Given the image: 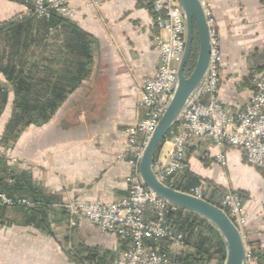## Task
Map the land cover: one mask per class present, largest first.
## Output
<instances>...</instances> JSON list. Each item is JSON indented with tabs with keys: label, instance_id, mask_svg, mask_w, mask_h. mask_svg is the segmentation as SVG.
Segmentation results:
<instances>
[{
	"label": "crops",
	"instance_id": "obj_1",
	"mask_svg": "<svg viewBox=\"0 0 264 264\" xmlns=\"http://www.w3.org/2000/svg\"><path fill=\"white\" fill-rule=\"evenodd\" d=\"M209 2L220 37L219 98L236 113L253 95L249 77L264 69V0ZM72 6V28L46 39L42 30L0 29V100L8 94L0 112V148L17 159L12 183L7 160L0 159L1 183L11 195L41 200L32 213L0 206V264H77L76 255L91 256L90 264H112L127 248L86 219L71 227L66 206L128 193L130 157L118 155L127 146V129L143 118L142 84L159 66L154 14L142 0ZM25 10L21 0H0V28ZM84 43L90 44L87 54ZM171 152L170 140H162L156 160L168 162ZM174 180L176 189L211 183V199L220 203L215 189L239 192L244 241L264 261V168L248 164L238 147L194 137L186 167ZM165 249L179 262L194 253L190 244Z\"/></svg>",
	"mask_w": 264,
	"mask_h": 264
},
{
	"label": "built area",
	"instance_id": "obj_2",
	"mask_svg": "<svg viewBox=\"0 0 264 264\" xmlns=\"http://www.w3.org/2000/svg\"><path fill=\"white\" fill-rule=\"evenodd\" d=\"M69 1L47 0L42 4L41 0H36V4H25L26 10L15 18L34 17L48 21L56 15L71 20L77 14V8L68 4ZM80 1L88 8L100 5V0ZM148 1L154 14L153 42L159 51L160 62L156 74L142 84L143 97L139 105L144 110L143 118L127 129V146L118 155L119 159L126 155L130 157L132 174L128 179V193L114 201L66 206L71 227L76 225L78 219H86L101 231L116 234L126 243V250L112 264H172V256L165 245L170 244L180 250L186 241L184 231L174 223L180 208L150 191L139 172L145 148L173 97L187 36L185 14L176 0ZM199 1L207 20L211 43L207 80L201 95L185 110L165 137L172 143L169 161L155 162L157 177L172 188L176 186L174 177L186 167L187 148L194 137H210L218 147L224 144L238 147L248 164L264 168V72L257 71L249 77L253 95L245 107L236 113L227 111L219 98L223 78L218 27L211 4L206 0ZM60 28L61 24L49 27L48 34L54 35ZM163 31L167 32V36L162 35ZM0 159L7 160L8 180L12 183L17 159L3 148H0ZM218 161L222 166L226 165L224 153L218 155ZM1 182L0 177V206L27 210L40 206V202L30 197L9 194ZM180 190L205 199L199 186L186 191L181 187ZM221 206L243 236L242 229L247 220L240 193L229 189L222 198ZM245 253L246 264H261L259 252L246 243ZM77 264L90 263L81 260Z\"/></svg>",
	"mask_w": 264,
	"mask_h": 264
},
{
	"label": "water",
	"instance_id": "obj_3",
	"mask_svg": "<svg viewBox=\"0 0 264 264\" xmlns=\"http://www.w3.org/2000/svg\"><path fill=\"white\" fill-rule=\"evenodd\" d=\"M184 11L187 36L181 61L177 69V83L171 102L159 120L140 163V177L145 186L169 204L177 206L209 222L221 235L226 246L224 264H246L245 241L240 230L219 206L187 192L172 188L159 180L156 174V151L170 129L185 110L201 95L206 83L211 43L204 10L199 0H178ZM198 39L197 57L190 74L186 67Z\"/></svg>",
	"mask_w": 264,
	"mask_h": 264
},
{
	"label": "trees",
	"instance_id": "obj_4",
	"mask_svg": "<svg viewBox=\"0 0 264 264\" xmlns=\"http://www.w3.org/2000/svg\"><path fill=\"white\" fill-rule=\"evenodd\" d=\"M36 21L37 25L36 27L33 28V25H32V22ZM71 20H64V19H61L59 17H57L56 15L53 16L50 20H37L35 19L34 17H28V18H24L22 20H18L16 18H13L12 20H10L9 22L5 23L3 26H1V30L4 29V30H9V31H13V32H16V31H20V30H23V29H36L35 31L38 32L39 30H42L43 33L45 34L44 36V39H46V36H53V35H49L48 34V28L51 27V26H56V25H59L61 24V28L54 34V35H57L60 31H67L68 29H71L72 28V24L70 22ZM83 49L84 51L87 53H89V50H90V44L89 43H84L83 45ZM196 57H197V48H194L193 49V52L191 53V56L189 58V65L190 66H194L195 62H196ZM90 60V56H87V62L88 63ZM1 92V91H0ZM4 94V93H3ZM7 96L8 94L5 93L2 97V100H0V112L2 111V108L3 106H5L7 104ZM16 103V102H15ZM56 103V102H55ZM19 104V103H18ZM21 104V103H20ZM23 104V102H22ZM159 147V146H158ZM189 187V186H188ZM188 187H185V191L186 189H188ZM180 190V188H179ZM26 197H29V196H26ZM32 198L33 200L35 201H38L41 203V200L37 199V198H33V197H30ZM205 199L219 207L222 208L221 206V203L219 202H216V201H213L212 199L210 198H206ZM6 208V207H5ZM16 208H21V207H16ZM41 208L38 207L37 209L35 210H27L25 208L26 211H28L29 213H32V212H35L37 210H39ZM177 220H181V225H180V228L181 230H187L189 227V229H192L194 228V221H199L200 223H205L206 225H208L209 227H211L212 229H214L215 231H217L209 222H207L206 220H204L203 218H201L200 216L198 215H195L191 212H188L186 210H182L180 209L177 216H176ZM175 219V217H174ZM177 221L174 220V223H176ZM191 225V226H190ZM179 228V229H180ZM195 229V228H194ZM191 231V230H190ZM186 233V232H185ZM125 243V242H124ZM197 246L199 247V245L197 244ZM218 251L220 253H218V264H224L225 262V259H226V246H225V243L221 237V235L219 234V247H218ZM204 252L207 253L206 251H203L202 248L198 249V256L201 257V254L204 256ZM91 257V256H90ZM90 257H83V256H75V261L77 263H79L81 260H85L87 261L88 263H90V261L92 260ZM259 257H260V263L261 264H264V261L261 259L263 258L261 256V254L259 253Z\"/></svg>",
	"mask_w": 264,
	"mask_h": 264
},
{
	"label": "rangeland",
	"instance_id": "obj_5",
	"mask_svg": "<svg viewBox=\"0 0 264 264\" xmlns=\"http://www.w3.org/2000/svg\"><path fill=\"white\" fill-rule=\"evenodd\" d=\"M41 1H42V4L44 1L47 2V0H41ZM142 1L146 2L147 4H151V2L148 0H142ZM176 1H177V4H180V2L178 0H176ZM206 1L209 2V0H206ZM21 2L23 4H36V0H21ZM74 2H77L78 4H85V3H83V1H80V0H71L68 2V4H73ZM101 2H102V0L99 1V4H101ZM209 4H211V3L209 2ZM188 66H189L188 74H190L192 72L194 66L193 67L190 66L189 61H188ZM257 71L264 72V69H258ZM193 186L201 187L202 192L204 194V197H206V198L208 197L211 199L212 193L214 192L213 190L215 188V186H213L211 183L209 184L207 182H204V183L198 182L197 184L190 185L188 187V189L193 187ZM216 190H217V192L220 191V195H219V198H220V197H223L224 194L229 189L226 190L225 192L223 191L224 190L223 188L215 189V191ZM216 202H219V200H216ZM180 219L177 220L176 217L174 219L177 221L175 223L177 228H180V225H181ZM194 225H195L194 226L195 229L194 228L189 229L190 228L189 227L187 230H182V231H184V233L186 232L185 233V235H186L185 245L190 244L194 253L191 255V258H188L187 260L182 261V262L181 261L179 262L175 258L172 257V264H218V259H219L218 253H220L218 251L219 234L220 233L218 231H215L214 229H212L211 227H209L205 223H200L199 221H194ZM197 244L199 245V247L197 246ZM200 248H202L203 251L207 252V253L204 252V256L201 254V257H199L200 255L198 256V249H200Z\"/></svg>",
	"mask_w": 264,
	"mask_h": 264
},
{
	"label": "flooded vegetation",
	"instance_id": "obj_6",
	"mask_svg": "<svg viewBox=\"0 0 264 264\" xmlns=\"http://www.w3.org/2000/svg\"><path fill=\"white\" fill-rule=\"evenodd\" d=\"M194 48H197V46H198V39L196 38V40H195V44H194ZM188 68H189V66H188V64H187V67H186V73L188 74Z\"/></svg>",
	"mask_w": 264,
	"mask_h": 264
}]
</instances>
